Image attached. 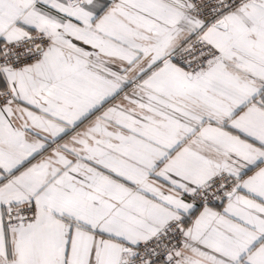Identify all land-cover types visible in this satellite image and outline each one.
Returning <instances> with one entry per match:
<instances>
[{
    "label": "snow or ice",
    "instance_id": "snow-or-ice-1",
    "mask_svg": "<svg viewBox=\"0 0 264 264\" xmlns=\"http://www.w3.org/2000/svg\"><path fill=\"white\" fill-rule=\"evenodd\" d=\"M0 264H264V0H0Z\"/></svg>",
    "mask_w": 264,
    "mask_h": 264
}]
</instances>
